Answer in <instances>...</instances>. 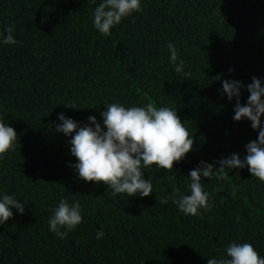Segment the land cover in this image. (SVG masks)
Segmentation results:
<instances>
[{
  "label": "trees",
  "instance_id": "obj_1",
  "mask_svg": "<svg viewBox=\"0 0 264 264\" xmlns=\"http://www.w3.org/2000/svg\"><path fill=\"white\" fill-rule=\"evenodd\" d=\"M99 2L0 0V34L11 26L18 41L0 45V118L17 132L0 158V192L25 204L0 225V264H207L229 242L264 256V183L247 167L201 178L211 207L200 215H184L171 199L173 186L187 193L199 161L243 158L257 137L250 121L232 120L235 99L219 90L228 78H264V0H141L142 11L110 36L92 25ZM168 42L184 60L181 73ZM247 96L242 89L241 104ZM112 102L176 108L193 134V150L171 171L143 170L153 185L146 197L113 196L103 182L80 179L69 167L70 136L55 131L58 113L79 122L94 115L102 125L99 113ZM62 197L83 215L63 240L47 226Z\"/></svg>",
  "mask_w": 264,
  "mask_h": 264
},
{
  "label": "clouds",
  "instance_id": "obj_2",
  "mask_svg": "<svg viewBox=\"0 0 264 264\" xmlns=\"http://www.w3.org/2000/svg\"><path fill=\"white\" fill-rule=\"evenodd\" d=\"M142 11L141 0H100L93 10V27L103 36H110L111 29L118 25L122 18ZM11 26L0 34V45H16L18 41L13 35ZM166 48L169 62L176 73H181L184 60L172 42ZM232 69H229L231 72ZM248 93L246 101L241 104V90ZM228 101H233V121L242 118L250 121V127L257 130L255 140L245 146L243 158L238 153H230L212 163L199 161L196 167L189 170L187 193L175 186L171 199L177 209L184 215L197 216L201 210L211 207L209 192L202 184V177L207 180L222 178L227 169H243L247 167L251 177L264 183V78L252 77L251 82L243 84L231 78L221 81L219 90ZM77 108L74 104H65ZM100 112L102 125L94 115L86 118L87 122H79L64 113H58L59 121L55 131L69 137V151L75 163H70L75 174L85 182H103L112 189V195L123 194L127 197H146L153 192L152 180L145 179L143 170L164 169L171 171L173 162L184 159L185 154L193 150V134H190L177 115V109L169 106L155 107L151 103L142 106H125L119 102L104 105ZM17 143V132L4 118H0V158L11 151ZM214 164L218 168L214 170ZM168 196L159 202L168 203ZM17 214H23L25 204L16 198L15 193L0 192V225ZM48 230L63 240L83 220L82 208L78 201H69L62 197L56 206L50 209ZM104 232L97 231L95 239L99 240ZM224 255L207 259V264H264V256L258 254L249 242H229Z\"/></svg>",
  "mask_w": 264,
  "mask_h": 264
}]
</instances>
